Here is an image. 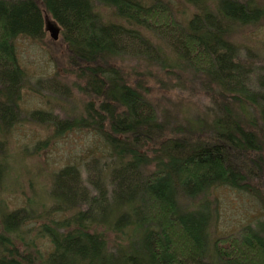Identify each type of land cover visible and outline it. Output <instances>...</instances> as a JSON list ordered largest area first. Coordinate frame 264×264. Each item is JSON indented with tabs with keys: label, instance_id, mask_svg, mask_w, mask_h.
Masks as SVG:
<instances>
[{
	"label": "trees",
	"instance_id": "16d2710c",
	"mask_svg": "<svg viewBox=\"0 0 264 264\" xmlns=\"http://www.w3.org/2000/svg\"><path fill=\"white\" fill-rule=\"evenodd\" d=\"M262 4L0 0V264L264 261V222L218 229L221 189L264 210V40L243 41L264 24ZM47 18L61 27L70 84L33 80L21 64L18 40L42 41ZM172 83L195 97L179 116L153 95ZM27 90L51 109L24 111ZM53 90L67 102H53ZM68 97L78 110L66 119ZM24 123H47L51 138L92 129L93 145L83 170L51 169L43 187L29 180L9 208L31 153L9 136Z\"/></svg>",
	"mask_w": 264,
	"mask_h": 264
},
{
	"label": "rangeland",
	"instance_id": "374dc122",
	"mask_svg": "<svg viewBox=\"0 0 264 264\" xmlns=\"http://www.w3.org/2000/svg\"><path fill=\"white\" fill-rule=\"evenodd\" d=\"M259 1L264 5V0ZM236 38L239 41L241 40L239 37ZM245 39L264 40V24L247 33L243 41ZM52 40L48 31H46V37L42 41L35 42L20 38L18 40V51L19 57H21V64L27 69L33 80L42 79L43 82H46L48 79L55 78L57 81L70 84L72 79L66 78L68 74L65 73V63L61 59L64 56V44L61 41ZM149 71L153 72L154 70ZM46 84L48 83H44L43 85ZM175 86L176 84L172 83L169 89H159L157 92L154 91L153 95L155 101H160L165 109L172 110L175 115L179 116L180 108L184 106L190 107V103L195 104L193 103L195 102V97L193 94L190 95L188 91L187 97L189 100L186 96L181 95L183 91L175 88ZM50 93L53 102H60V99L63 97L60 91L53 90ZM45 98H49L45 93L38 95L27 90L21 104L23 110L26 112L35 109L48 111L51 107L49 103L45 105ZM68 101L76 108L77 101L74 102V98L70 100V97H68ZM78 105H80L79 102ZM52 108V112L57 117L61 119L65 118V116H59L63 115L59 106H52ZM194 108L197 107L194 106ZM66 115V119H69L73 117L74 113L69 111L66 112ZM46 125L47 123H24L9 136V147L11 149L19 152L20 146H27V151L31 152L27 154V157L23 158L24 164L19 167L21 174V178L19 177L20 182H11L13 188L9 192L10 194L6 196L5 202L9 208H14L21 204L20 189L22 187L26 191L29 190V180L43 187L47 186L48 180H50L51 169L71 163L83 170L87 149L90 145H93V130H74L60 137L51 138L49 137L52 134L51 129L45 127ZM38 142H40V148L35 145ZM4 151L0 149V153ZM34 153L35 155L31 156ZM218 197L221 214L218 229L221 230V234L235 233L242 226L248 224L256 226L264 222V210L254 197L226 188L219 191ZM252 258L255 259L254 264H264L263 260L255 256Z\"/></svg>",
	"mask_w": 264,
	"mask_h": 264
},
{
	"label": "water",
	"instance_id": "95a60500",
	"mask_svg": "<svg viewBox=\"0 0 264 264\" xmlns=\"http://www.w3.org/2000/svg\"><path fill=\"white\" fill-rule=\"evenodd\" d=\"M45 29L49 32L50 37L57 41L60 36L61 27L57 24V22L47 18Z\"/></svg>",
	"mask_w": 264,
	"mask_h": 264
},
{
	"label": "bare ground",
	"instance_id": "6f19581e",
	"mask_svg": "<svg viewBox=\"0 0 264 264\" xmlns=\"http://www.w3.org/2000/svg\"><path fill=\"white\" fill-rule=\"evenodd\" d=\"M140 1H146V0H140ZM50 19V18H49ZM52 20V19H51ZM54 21V20H53ZM47 31V30H46ZM61 32V31H60ZM62 99H64L66 102H67V100H66V97H62ZM61 101V100H60ZM66 102L64 103V108L66 109V111L67 112H71L72 113V110H75V111H77L78 109H76L77 108V105H76V108H74L73 106H70V105H66ZM63 104V103H62ZM75 114V113H74ZM76 115V114H75Z\"/></svg>",
	"mask_w": 264,
	"mask_h": 264
}]
</instances>
